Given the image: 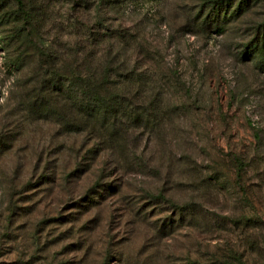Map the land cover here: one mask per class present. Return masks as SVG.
<instances>
[{
    "label": "rangeland",
    "instance_id": "obj_1",
    "mask_svg": "<svg viewBox=\"0 0 264 264\" xmlns=\"http://www.w3.org/2000/svg\"><path fill=\"white\" fill-rule=\"evenodd\" d=\"M92 54L148 127L50 115ZM0 264H264V0H0Z\"/></svg>",
    "mask_w": 264,
    "mask_h": 264
},
{
    "label": "trees",
    "instance_id": "obj_2",
    "mask_svg": "<svg viewBox=\"0 0 264 264\" xmlns=\"http://www.w3.org/2000/svg\"><path fill=\"white\" fill-rule=\"evenodd\" d=\"M81 65L82 71H67L64 77L59 75L58 85L52 88L53 94L63 96V101L54 100L55 109L50 115L69 117L71 121L65 119L64 126L91 130L92 124H100L107 133L110 127L115 130L118 122H124L141 129L148 127L154 117L148 116L151 110H161V98L155 94L154 87L147 89L149 80L143 73L125 70L124 66L113 67L107 55L103 61L92 54L84 58ZM69 111H74L76 118L71 117Z\"/></svg>",
    "mask_w": 264,
    "mask_h": 264
}]
</instances>
